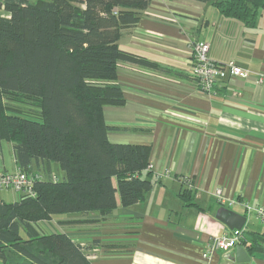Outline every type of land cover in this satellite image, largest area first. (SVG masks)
Here are the masks:
<instances>
[{
    "label": "crops",
    "instance_id": "0c3cea01",
    "mask_svg": "<svg viewBox=\"0 0 264 264\" xmlns=\"http://www.w3.org/2000/svg\"><path fill=\"white\" fill-rule=\"evenodd\" d=\"M193 41L208 44L210 59L232 60L252 73L220 79L211 93L202 92L186 75ZM118 45L159 68L119 62L111 83L124 102L103 107L104 122L113 128L110 142L150 146L153 187L131 206L117 203L110 215L67 213L41 225L85 245L92 264H207L202 255L211 237L234 231L215 218L223 207L215 189L238 201L228 209L245 217L241 202L264 207V82H257V73H264V12L248 27L210 2L150 0ZM3 142L0 172H11L18 168L12 144ZM4 148L10 149V169ZM182 176L192 181L196 206L185 207L179 198ZM15 200L12 192L4 201ZM242 231L261 235L264 228L247 216ZM260 245L261 252H247L249 261L218 250L209 264H264V241Z\"/></svg>",
    "mask_w": 264,
    "mask_h": 264
},
{
    "label": "trees",
    "instance_id": "16d2710c",
    "mask_svg": "<svg viewBox=\"0 0 264 264\" xmlns=\"http://www.w3.org/2000/svg\"><path fill=\"white\" fill-rule=\"evenodd\" d=\"M194 1L248 27L264 12V0ZM149 2L0 0V142L12 144L34 192L0 199V264H92L85 245L41 223L67 213L107 216L153 187L150 146L110 142L103 119V107L124 102L111 83L119 62L159 69L118 45ZM53 163L62 179L51 175ZM192 192L178 194L185 207L196 206ZM242 233L246 252L262 251L264 233Z\"/></svg>",
    "mask_w": 264,
    "mask_h": 264
},
{
    "label": "built area",
    "instance_id": "2783aa9c",
    "mask_svg": "<svg viewBox=\"0 0 264 264\" xmlns=\"http://www.w3.org/2000/svg\"><path fill=\"white\" fill-rule=\"evenodd\" d=\"M191 50V63L192 66L186 75L189 76L197 85L199 90L205 93H211L220 79L240 78L245 79L249 77L252 71L242 68L234 61L229 60L223 63L216 62L209 58L208 44L202 41L189 42ZM257 82H264V73H257ZM151 165H147L150 169ZM40 177L35 175V178ZM32 177L16 169L11 172H0V190L12 191L14 195L20 197L23 194L34 195L31 189ZM182 183L188 188H193L192 181L187 176L181 177ZM216 201L220 206L231 208L238 201L226 199L222 195V189L216 188L214 191ZM247 216H253L264 228V207L261 205H249L246 202H241ZM243 239L242 230H234L232 235L222 234L220 236L213 235L209 242L206 244L202 257L209 264L212 255L218 250L232 251L236 245Z\"/></svg>",
    "mask_w": 264,
    "mask_h": 264
},
{
    "label": "water",
    "instance_id": "95a60500",
    "mask_svg": "<svg viewBox=\"0 0 264 264\" xmlns=\"http://www.w3.org/2000/svg\"><path fill=\"white\" fill-rule=\"evenodd\" d=\"M215 218L224 224L229 230L236 231L242 230L246 221L244 215L238 214L225 207H220L216 210ZM233 255L236 262H246L250 260L248 253L241 245L235 246Z\"/></svg>",
    "mask_w": 264,
    "mask_h": 264
},
{
    "label": "rangeland",
    "instance_id": "374dc122",
    "mask_svg": "<svg viewBox=\"0 0 264 264\" xmlns=\"http://www.w3.org/2000/svg\"><path fill=\"white\" fill-rule=\"evenodd\" d=\"M1 12V11H0ZM25 110V108H24ZM4 146H6V142H3ZM3 157L5 159V162L8 164V166H6L7 169H10L12 166V159H11V154H10V149L9 148H4L3 150ZM6 164V165H7ZM35 177V175H33ZM52 176L57 177V179H62L63 177V172L61 171V169L59 168V166L56 163L52 164ZM4 190H0V197L3 198L4 200L8 201L11 200L12 198V191H5ZM43 229V225H40Z\"/></svg>",
    "mask_w": 264,
    "mask_h": 264
}]
</instances>
